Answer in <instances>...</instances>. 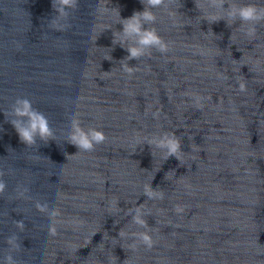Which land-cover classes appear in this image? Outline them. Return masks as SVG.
I'll list each match as a JSON object with an SVG mask.
<instances>
[{
  "label": "water",
  "instance_id": "1",
  "mask_svg": "<svg viewBox=\"0 0 264 264\" xmlns=\"http://www.w3.org/2000/svg\"><path fill=\"white\" fill-rule=\"evenodd\" d=\"M240 4L264 0H164L141 23L168 51L126 59L137 37L120 21L140 0H77L66 17L0 0V264H264V21L248 35L229 18ZM23 100L47 143L20 142ZM74 120L105 141L78 150ZM173 134L179 160L160 146Z\"/></svg>",
  "mask_w": 264,
  "mask_h": 264
},
{
  "label": "clouds",
  "instance_id": "2",
  "mask_svg": "<svg viewBox=\"0 0 264 264\" xmlns=\"http://www.w3.org/2000/svg\"><path fill=\"white\" fill-rule=\"evenodd\" d=\"M143 4L142 11H134L133 14L126 18L121 19L122 32L125 36L137 37L136 46L125 49L128 53L126 59H138L144 54V49H150L155 47L161 53L168 51V45L162 40L157 34L155 28H146L141 21L148 23H155L156 17L152 12V9L160 7L164 0H140ZM224 0H220V6L223 7ZM53 9L58 13H63L67 16V8L75 9L77 7V0H52ZM105 8L106 4L104 5ZM198 7V6H197ZM119 15V12H118ZM229 18L232 20L239 19L242 23L252 25L248 30V35L252 36L255 34L254 25L260 21H264V7H258L254 4H240L236 5L230 12ZM220 18H213L209 22H217ZM227 23V21H226ZM116 42L115 40L113 41ZM125 70L131 73L132 68L125 66ZM240 89L244 90V84H240ZM22 107L15 109V114L18 117H27L26 120L9 121L16 131L19 140L26 147H32L36 145L37 137L44 143L52 137L53 133L49 126L48 118L36 109L32 108L31 102L28 100L18 101ZM73 134L69 139L68 143L73 144L78 150L81 151H93L95 145L101 144L105 141L106 137L100 130L90 129L85 131L79 124L78 121L72 122ZM160 146L165 148L167 151V159L169 156H175L179 160L178 153H180V141L174 134L171 136L166 135L165 138L160 141ZM3 175V172H0ZM4 190V182L0 181V192ZM145 195L148 197L156 196L157 194L153 191L150 185L146 188ZM162 198V194H161ZM39 207V206H38ZM41 210H43L41 208ZM178 212L182 211L180 207L176 209ZM136 222L141 226H145V221L136 218ZM17 227L23 228L22 222H16ZM50 234L55 235V228L50 227ZM141 241L149 248L152 247L153 241L151 236L146 232L140 236ZM7 244H13V238L6 239ZM15 247L19 248V244ZM4 264H17L13 259L11 253L4 256Z\"/></svg>",
  "mask_w": 264,
  "mask_h": 264
}]
</instances>
